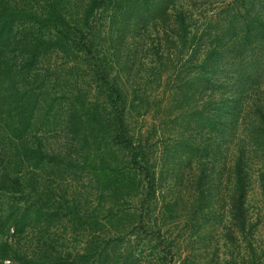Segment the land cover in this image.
Instances as JSON below:
<instances>
[{
	"label": "trees",
	"instance_id": "1",
	"mask_svg": "<svg viewBox=\"0 0 264 264\" xmlns=\"http://www.w3.org/2000/svg\"><path fill=\"white\" fill-rule=\"evenodd\" d=\"M182 2L0 3V264H180L182 234L189 252L221 225L236 251L189 252L196 264H264L247 206L254 172L264 189V0H221L201 28ZM151 22L161 37L139 80L158 100L113 73L99 44L106 24L141 36ZM151 100L168 109L159 126L178 110L192 136L135 130L131 110ZM52 125L80 156L45 148ZM52 233L83 239L64 251Z\"/></svg>",
	"mask_w": 264,
	"mask_h": 264
},
{
	"label": "rangeland",
	"instance_id": "2",
	"mask_svg": "<svg viewBox=\"0 0 264 264\" xmlns=\"http://www.w3.org/2000/svg\"><path fill=\"white\" fill-rule=\"evenodd\" d=\"M37 1L38 0H0V3H9L10 5H16L18 7H22L23 5L25 6L27 4L28 6L34 5L37 7ZM220 1L221 0H183L181 5H184L186 9L190 11L189 13L193 25L201 28L203 27L202 25H206L213 15L218 12ZM154 23L155 22H151L149 28H147V32L141 33V36H137V32H135L134 28L131 26L122 31L118 30V28L116 31H114L110 30L109 24H106L102 30L101 36L99 37V44L104 48L102 51L104 53L102 54L106 56L109 64L112 65L113 73H119L123 71L125 72L126 70H129V75L133 76V78H131L129 81V86H136L137 88L141 87V90H144V92L145 90H159L158 93L156 92L158 95V100L160 97L163 99V95H161L163 89L157 88L155 83L145 86L146 83H141L139 80V78L143 76L141 73L146 74V68L154 58V49L159 42V37H161L158 34V28L156 25H154ZM110 61H114L116 64H113ZM73 82L74 81H71V85H73ZM86 85L83 89L89 91ZM149 102L150 104L148 113H143L142 111L139 112L138 110L134 109L131 110L129 120L131 126L135 130H142L146 134L149 133V135L152 136L153 141L156 143L159 141V138L163 133L165 138H174L175 135H181L182 137L192 136L190 132L191 129H194V125H191L192 123H187L185 125L177 121L172 122L173 116L179 113L178 110L169 108V114L171 117L169 119L167 118L168 120L166 121V125L159 126V119H161L164 115L166 116L168 109L164 113L163 110L158 108L156 101L151 100ZM145 105L146 104L143 106ZM188 110V107H186L181 113H184ZM54 112L55 110L52 113ZM62 129L52 125L51 127L46 128L45 132H42V136L44 138L42 143L44 144L45 148L50 150V152H62L67 155L70 154V156L74 155V157H77V155L80 156L78 152L80 151V148L77 146L79 143L74 142L72 135L68 134V131ZM82 150L83 153H91V149L88 145ZM160 170L161 169H159V174L161 177L162 175ZM181 176L182 178L187 177L188 179L189 170H186V167L182 169V172L179 170L177 178ZM36 179L38 180V177H35V180ZM169 182L174 181L169 180L168 184L166 185H169ZM247 206L253 223L257 225V240L264 246V189L261 186L259 172H254L252 174L251 191ZM228 222L229 220L226 221V227L229 226ZM221 226H215L214 228L212 227V229L210 228V230H208V236H202V238H205L206 241L201 240L199 244L195 245V248H191L189 251L190 254L195 256L201 255L202 257L212 259L213 257H217L219 252L227 254L229 252H233L232 250H235V247L233 245L231 246L229 240L224 238L225 232L223 231L221 233ZM183 235L184 234H182L181 238L178 233L176 235V238L179 237L181 240L180 248L184 252V262L180 259L179 263L196 264V259L192 260L191 255L189 252H187L189 246L187 243H183ZM50 238L52 239L51 241H53L52 243L56 245L58 249H63L64 251H74L78 242L83 239L82 235H73L71 236V240L69 242H64L58 237L57 238L59 240L54 237V233L51 234ZM208 239L212 240V244L210 246H207ZM31 242L32 244L30 243V237H28L22 241V244L25 246V248L31 249L35 242H37V237H35V239L33 238ZM206 254H208V256ZM186 255H188L187 258ZM202 261L204 262V260Z\"/></svg>",
	"mask_w": 264,
	"mask_h": 264
}]
</instances>
